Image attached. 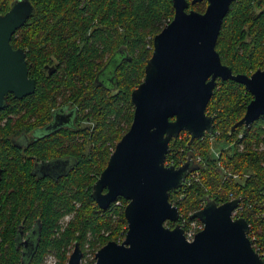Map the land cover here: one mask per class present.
<instances>
[{"label": "trees", "instance_id": "trees-1", "mask_svg": "<svg viewBox=\"0 0 264 264\" xmlns=\"http://www.w3.org/2000/svg\"><path fill=\"white\" fill-rule=\"evenodd\" d=\"M14 1L0 0V14ZM31 2L33 15L11 41L14 48L26 51L29 75L37 81L35 92L21 100L28 113H37L38 121L27 130L48 124L53 108L54 112L69 108L74 115L72 123L54 130L45 137L46 144L38 146L46 160H68L54 180L31 178L29 185L14 186L12 191L7 180L0 182V264H43L54 254L56 264H67L76 242L87 259V244L95 258L109 241L125 238L128 201L118 197L102 209L93 196V185L132 124V92L145 77L154 37L173 19L175 9L172 0ZM207 5V1L197 2L190 9L204 12ZM216 48L234 74L251 75L264 68V0H234ZM117 54L113 81L100 84L98 76ZM47 64L54 65L52 75L43 70ZM45 84L54 89V104L45 96ZM252 99L243 84L219 80L206 109L214 117L213 130L193 141L184 130L171 140L166 163L180 166L190 161L191 166L183 184L170 192L180 217L167 226L180 224L186 229L190 221L201 222L190 216L208 201L222 204L240 197L235 216L248 220V236L258 244L254 247L264 249V115L251 126L231 132ZM1 126L0 131L10 130ZM69 214L72 218L63 225ZM20 224L25 229L34 224L41 227L39 245L27 259L15 246ZM95 261L87 259L84 264Z\"/></svg>", "mask_w": 264, "mask_h": 264}, {"label": "water", "instance_id": "water-1", "mask_svg": "<svg viewBox=\"0 0 264 264\" xmlns=\"http://www.w3.org/2000/svg\"><path fill=\"white\" fill-rule=\"evenodd\" d=\"M175 15L153 39V54L143 81L133 90L134 117L117 142L106 168L93 185V196L102 209L118 197L128 202V229L123 241L111 240L95 254V264H264L248 236L250 223L234 217L241 198L222 204L208 201L190 218L204 227L194 240L186 238L180 217L170 201L191 162L168 165L170 142L182 131L191 141L213 130L214 117L206 111L218 81L235 80L253 95L236 128L249 127L264 115V68L251 75L234 74L224 64L216 45L234 0H172ZM207 1L204 12L190 4ZM31 0H15L0 14V109L9 93L24 98L36 89L29 76L27 53L11 41L33 15ZM83 250L75 243L67 264H81Z\"/></svg>", "mask_w": 264, "mask_h": 264}, {"label": "flooded vegetation", "instance_id": "flooded-vegetation-1", "mask_svg": "<svg viewBox=\"0 0 264 264\" xmlns=\"http://www.w3.org/2000/svg\"><path fill=\"white\" fill-rule=\"evenodd\" d=\"M119 59L120 55L117 54L109 60L107 66L97 78L100 84H105V81H113L114 72L118 65L116 61ZM43 70L47 74L52 75L54 73V65L47 64ZM30 77L33 78L32 76ZM45 85L47 86L45 96L49 97L51 103L54 104V89L49 87V84ZM10 95L16 99L11 98L9 100ZM24 98H17L15 94L9 93L6 96V105L3 108L7 105L10 106L0 113V119L3 118L2 122H0L2 126H0L7 125L10 129L0 131V148H2L0 149L2 150L0 157L2 158L1 160H5L3 164L0 163V182L3 179L7 180V184L10 185V191L13 190L14 186L29 185L31 178H34L36 182H42L47 178L54 180V175L58 176V173L68 164V160L54 161V159L46 160L42 158L40 149H38L40 147L38 146H44L47 139L45 137L53 134L54 130L72 123L73 110L60 108L54 112L53 108L52 119L48 124L44 127H33L34 129L27 130L38 120L34 117L37 113H28L29 108L27 105L21 103ZM11 128L13 129L11 130ZM36 227L34 224L32 227L25 229L24 224L18 225L19 233L15 237V246L21 251L23 259L29 258L39 245L41 227L39 229Z\"/></svg>", "mask_w": 264, "mask_h": 264}, {"label": "built area", "instance_id": "built-area-1", "mask_svg": "<svg viewBox=\"0 0 264 264\" xmlns=\"http://www.w3.org/2000/svg\"><path fill=\"white\" fill-rule=\"evenodd\" d=\"M117 203L120 204V201H118ZM237 209H238V208H237ZM237 209H236L235 212H234V217H236L235 214H236ZM187 225H188V226L186 227V229H185L184 227H183V228H184V230H185L186 238H187L189 241L194 240L196 234H197L199 231H201V230L203 229V227H204V224H203L202 222L197 221V220L190 221L189 224H187ZM252 239L255 240V237H252ZM253 240H251V241H252V244H253V247H254V246H256L257 243L255 244V243L253 242ZM257 245H258V244H257ZM254 248H255V247H254ZM255 250L258 251V252L261 254V256L264 258V249H262L260 246H258V248H255ZM46 262H47V259H46V261H45L44 264H46ZM53 263H54V262H53ZM53 263H52V264H53Z\"/></svg>", "mask_w": 264, "mask_h": 264}, {"label": "rangeland", "instance_id": "rangeland-1", "mask_svg": "<svg viewBox=\"0 0 264 264\" xmlns=\"http://www.w3.org/2000/svg\"><path fill=\"white\" fill-rule=\"evenodd\" d=\"M109 53L110 52H108L107 54H106V59L105 60H107L108 58H109ZM137 53V52H136ZM119 62V60L118 61H116V63H118ZM115 68V67H114ZM60 101H61V99H60ZM124 126V125H123ZM121 203V202H120ZM72 214H69V215H66L64 218H63V220H62V224L63 225H65L71 218H72ZM124 240V239H123ZM122 240V241H123ZM86 257H87V259H91L92 261H95L96 260V258H94L92 255L94 254L93 253V249H92V247H90L88 244H87V246H86ZM87 259H83V257H82V261H81V264H84V263H86V261H87ZM54 262V263H53ZM56 262H57V257L55 256V254H54V256L53 255H50L48 258H47V262H46V264H56ZM96 262V261H95ZM45 263V262H44ZM43 263V264H44Z\"/></svg>", "mask_w": 264, "mask_h": 264}, {"label": "bare ground", "instance_id": "bare-ground-1", "mask_svg": "<svg viewBox=\"0 0 264 264\" xmlns=\"http://www.w3.org/2000/svg\"><path fill=\"white\" fill-rule=\"evenodd\" d=\"M191 1H192V0H191ZM191 1H190V2H191ZM190 5H191V4H190ZM240 204H241V203H240ZM239 206H240V205H239ZM238 208H239V207H238Z\"/></svg>", "mask_w": 264, "mask_h": 264}]
</instances>
